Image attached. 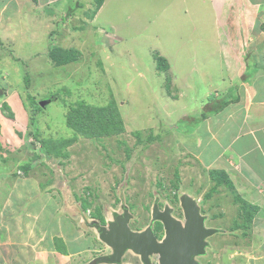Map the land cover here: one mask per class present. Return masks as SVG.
Wrapping results in <instances>:
<instances>
[{
  "label": "rangeland",
  "instance_id": "rangeland-1",
  "mask_svg": "<svg viewBox=\"0 0 264 264\" xmlns=\"http://www.w3.org/2000/svg\"><path fill=\"white\" fill-rule=\"evenodd\" d=\"M45 1L0 0V175L10 177L0 180V264L65 255L62 263L92 264L111 252L96 224L124 209L131 230L150 226L160 241L153 206L183 220L184 195L196 198L205 226L216 229L195 257L200 264H264V197L237 196L224 174L213 187L198 163L219 151L205 143L202 115H213L211 106L241 84L221 71L210 0H104L99 7L80 0L67 17L68 0ZM55 45L76 49V58L54 63L44 52ZM156 55L168 67L160 69ZM247 64L251 82L257 65L254 58ZM33 100L47 102L33 110ZM86 107L109 118L80 126ZM111 116L121 129L107 125ZM214 116L221 124L222 113ZM111 128L117 132L93 134ZM199 150L205 160L195 163ZM150 262L158 264L157 255ZM111 264L143 263L128 249Z\"/></svg>",
  "mask_w": 264,
  "mask_h": 264
},
{
  "label": "crops",
  "instance_id": "crops-1",
  "mask_svg": "<svg viewBox=\"0 0 264 264\" xmlns=\"http://www.w3.org/2000/svg\"><path fill=\"white\" fill-rule=\"evenodd\" d=\"M46 2L47 0L43 3L51 5V2ZM73 2L80 4V0H68V5L65 6L67 11ZM210 5L216 15L217 46L221 49L224 64V69L221 71L228 76L229 80L239 78L241 84L234 101L228 102L213 115L203 117L206 121L207 132L205 143H214L219 151L213 158L202 164L198 156L204 160L205 158L199 150L195 154V163L198 160V163L205 168L208 179H213V187L218 188V174H224L232 188L235 189L237 196L238 191L250 192L256 194L258 201H263L264 149L261 142L264 141V97L258 98L257 91L264 88V0H210ZM67 11L63 17L74 15L73 11L67 15ZM63 17L62 20H64ZM219 24L227 28V31H224L226 36L219 32ZM60 25L62 27L63 23ZM219 34L224 38H220ZM49 48L51 46H48L44 52L47 55ZM243 56H245L246 64L243 62ZM48 58L52 61L50 57ZM249 58H254V65H257L251 69L254 73L251 82L248 80L252 76H247L246 71L250 69L247 64ZM238 61L241 66H238ZM235 70L237 73H234ZM222 78L225 79L224 76ZM219 112L223 115L221 124L217 123L216 118L218 117L214 116ZM209 120L213 123L215 121L218 127L209 125ZM231 129L232 132H229ZM8 179L10 177L0 175V180ZM61 258L58 257L57 262L54 259H44L42 264H69V262L62 263ZM18 264L36 263L34 260H23Z\"/></svg>",
  "mask_w": 264,
  "mask_h": 264
},
{
  "label": "water",
  "instance_id": "water-1",
  "mask_svg": "<svg viewBox=\"0 0 264 264\" xmlns=\"http://www.w3.org/2000/svg\"><path fill=\"white\" fill-rule=\"evenodd\" d=\"M47 100L39 101L44 106ZM183 220L171 215V209H152V220L160 221L164 237L159 241L150 226L142 231L129 228L131 214L124 209L123 215H116L106 226L96 224L99 238L111 247L108 255L96 257L93 262L119 263L128 249L139 254L143 264H151L150 256L157 255L158 264H200L195 257L205 253L206 238L216 229L205 226V216L199 211L195 199L184 195L181 198Z\"/></svg>",
  "mask_w": 264,
  "mask_h": 264
},
{
  "label": "trees",
  "instance_id": "trees-1",
  "mask_svg": "<svg viewBox=\"0 0 264 264\" xmlns=\"http://www.w3.org/2000/svg\"><path fill=\"white\" fill-rule=\"evenodd\" d=\"M94 2H96L97 7H99L102 4L103 0H94ZM76 4L80 5L79 2H77ZM72 11H73L72 9L68 10L67 11V15L71 14ZM76 54H77V51H76V49H73V48H66V49L62 48L61 49V48H58V47H53V48H50L49 52H48V56L52 59V61L54 63H57V64H62V63H65L67 61L75 59L76 58ZM155 57H156L157 66L160 67V69H163V68L165 69L166 67H168L167 65H165V63L168 64L165 58L160 57L159 55H156ZM234 99H236V95L235 96H231V95L230 96H225L224 95L222 100L218 99V101H216L217 104L211 106L212 107L211 111L212 112H218L228 102L234 101ZM32 103L34 105V107H32L33 110L42 108L38 104V102L36 100H33ZM99 111L104 112L102 109L99 110ZM81 112L85 113V115H83L81 117V121L79 122L80 126H83V125L100 126L101 125L100 123L102 121H104L105 119L109 118V117H105L104 114L103 115L102 114H98V115L94 116V111L92 109L88 108V107H86L85 109H81ZM202 117H204V115H202ZM93 118L94 119H100L102 121L98 122V124H97V123L93 122ZM113 119L114 118L111 116V118L108 120V124L107 125L111 124L112 123L111 120H113ZM113 123H114V126H116V127L118 125L119 129L122 128V125H121L122 123H121V121L119 119L117 121L113 120ZM113 131H115L114 133H116L117 129H114V128H111L109 130L108 129H104L102 131L94 132L93 134L105 135V134L111 133ZM93 134H91V135H93ZM156 137L157 136H155V135H153V136L151 135V136L148 137V139H149V141H151V140H154ZM223 180L224 179H219L217 181V183L218 184L223 183L222 182ZM219 181H220V183H219ZM53 238H54L53 241L58 240V237H53ZM53 244H54V242H53ZM54 247L56 249L58 248V246L56 247V244H54Z\"/></svg>",
  "mask_w": 264,
  "mask_h": 264
},
{
  "label": "clouds",
  "instance_id": "clouds-1",
  "mask_svg": "<svg viewBox=\"0 0 264 264\" xmlns=\"http://www.w3.org/2000/svg\"><path fill=\"white\" fill-rule=\"evenodd\" d=\"M93 1V0H92ZM104 1V0H103ZM101 6V5H100ZM69 16V15H68ZM56 47H58V48H63V47H61V46H56ZM51 48H53L52 46H51ZM50 49V48H49ZM42 107V106H41ZM193 198V197H192ZM193 199H195V198H193ZM195 201H197L196 199H195ZM172 215V214H171ZM124 255V254H123ZM151 257V256H150ZM122 258V257H121ZM94 261V260H93ZM93 261H92V264H94L93 263ZM198 261V260H197ZM199 262V261H198ZM106 264H109V263H106Z\"/></svg>",
  "mask_w": 264,
  "mask_h": 264
}]
</instances>
